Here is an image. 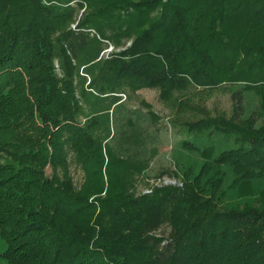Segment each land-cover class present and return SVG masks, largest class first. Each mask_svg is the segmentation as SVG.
<instances>
[{"label": "trees", "instance_id": "trees-1", "mask_svg": "<svg viewBox=\"0 0 264 264\" xmlns=\"http://www.w3.org/2000/svg\"><path fill=\"white\" fill-rule=\"evenodd\" d=\"M143 88L181 137L176 183L136 193ZM0 239L5 264H264V0H0Z\"/></svg>", "mask_w": 264, "mask_h": 264}, {"label": "rangeland", "instance_id": "rangeland-1", "mask_svg": "<svg viewBox=\"0 0 264 264\" xmlns=\"http://www.w3.org/2000/svg\"><path fill=\"white\" fill-rule=\"evenodd\" d=\"M84 8L78 12L77 17L70 23L71 27H74L83 12ZM130 41L126 44L128 45ZM113 49L112 45H109L105 50H103L98 56L97 60L100 59L101 55H106ZM120 48H116L118 51ZM190 95L191 92L194 91L195 95H192L191 101L195 103H200L201 105H205L207 109L212 112L214 107L219 108V111L222 110L228 111L227 116H229L230 112V101L229 96L226 91L217 90L213 92L210 96L204 99V94L201 95L198 89L189 88ZM180 92H174V95H178ZM122 101L130 108H138L141 111L145 112L151 110L154 114L159 116V120L155 121L153 126L158 129L156 135H154V143H150V147H152L151 153L152 158L149 160V167L144 171L141 176L138 177L136 182V193L141 192H149L150 189L154 185L160 184H172L176 183L172 177H169L167 174L159 177L162 172L171 173L173 169V153L175 148V142L181 137V135L175 132L174 128L170 126V120L176 118L174 115L175 102H172L169 106H166L165 103L159 98V90L157 88H143L134 93H130L127 98H125L124 94H120ZM184 115L181 117L182 120H193L199 115H194L191 111L186 110L183 112ZM212 114V113H211ZM153 126L149 127V130H153ZM151 130V131H152ZM71 157V156H70ZM69 157V160L71 159ZM49 172V169H47ZM70 173L73 178V181L76 186L83 183L85 180V175L82 169L76 165L74 162L70 160ZM173 173V172H172ZM180 180L179 177H175ZM87 179V178H86ZM166 182V183H165ZM90 183V182H88ZM257 188H253L252 191H257ZM96 196V195H95ZM94 196V197H95ZM100 196H104V193H101ZM237 198L242 197V193L240 195L236 194ZM93 198V197H91ZM260 207V206H259ZM5 249V243L2 239H0V253ZM0 264H5L0 258Z\"/></svg>", "mask_w": 264, "mask_h": 264}, {"label": "built area", "instance_id": "built-area-1", "mask_svg": "<svg viewBox=\"0 0 264 264\" xmlns=\"http://www.w3.org/2000/svg\"><path fill=\"white\" fill-rule=\"evenodd\" d=\"M166 183V182H165ZM173 183V182H172Z\"/></svg>", "mask_w": 264, "mask_h": 264}]
</instances>
